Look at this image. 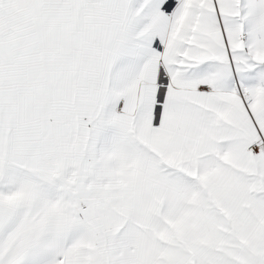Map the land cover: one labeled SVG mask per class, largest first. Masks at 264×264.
Returning <instances> with one entry per match:
<instances>
[{"label": "snow or ice", "instance_id": "1", "mask_svg": "<svg viewBox=\"0 0 264 264\" xmlns=\"http://www.w3.org/2000/svg\"><path fill=\"white\" fill-rule=\"evenodd\" d=\"M0 264H264V0H0Z\"/></svg>", "mask_w": 264, "mask_h": 264}]
</instances>
